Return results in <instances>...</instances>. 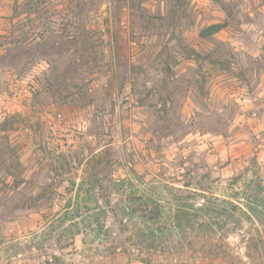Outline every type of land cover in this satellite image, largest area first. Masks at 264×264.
I'll return each mask as SVG.
<instances>
[{"label":"rangeland","instance_id":"1","mask_svg":"<svg viewBox=\"0 0 264 264\" xmlns=\"http://www.w3.org/2000/svg\"><path fill=\"white\" fill-rule=\"evenodd\" d=\"M94 154L207 194L264 170V0H0V264H144L54 215ZM193 244L150 264H264V222Z\"/></svg>","mask_w":264,"mask_h":264},{"label":"trees","instance_id":"2","mask_svg":"<svg viewBox=\"0 0 264 264\" xmlns=\"http://www.w3.org/2000/svg\"><path fill=\"white\" fill-rule=\"evenodd\" d=\"M209 28L213 33L217 25ZM87 161L93 172L78 182L66 180L74 196L54 215L62 225L72 220V233L81 234L83 243L86 235L90 241L99 239L98 245L108 243L102 251L169 253L193 247L194 239L220 233L228 223L240 226L244 218L264 222V170L257 160L245 164L241 174L229 180L230 191L220 195L191 186L164 162L147 177L132 166L116 175L115 161L98 154ZM183 187L191 190L184 192ZM52 218L45 217L46 227ZM107 219L120 225L119 237ZM150 256L137 260L150 264Z\"/></svg>","mask_w":264,"mask_h":264},{"label":"built area","instance_id":"3","mask_svg":"<svg viewBox=\"0 0 264 264\" xmlns=\"http://www.w3.org/2000/svg\"><path fill=\"white\" fill-rule=\"evenodd\" d=\"M100 30L103 32V35H104V28L103 27H100Z\"/></svg>","mask_w":264,"mask_h":264}]
</instances>
